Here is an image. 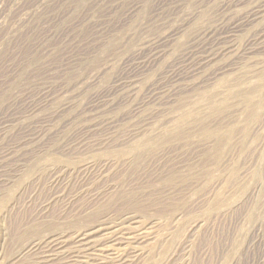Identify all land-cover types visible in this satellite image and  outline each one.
I'll list each match as a JSON object with an SVG mask.
<instances>
[{"label": "rangeland", "instance_id": "1", "mask_svg": "<svg viewBox=\"0 0 264 264\" xmlns=\"http://www.w3.org/2000/svg\"><path fill=\"white\" fill-rule=\"evenodd\" d=\"M263 42L264 0H0V264H264Z\"/></svg>", "mask_w": 264, "mask_h": 264}, {"label": "bare ground", "instance_id": "2", "mask_svg": "<svg viewBox=\"0 0 264 264\" xmlns=\"http://www.w3.org/2000/svg\"><path fill=\"white\" fill-rule=\"evenodd\" d=\"M227 43V42H226ZM264 43V42H263ZM212 45V44H211ZM199 47V46H198ZM258 49V48H257ZM264 49V48H263ZM194 51V50H193ZM194 53V52H193ZM228 54H229V52H228ZM263 54V53H262ZM257 55V54H256ZM242 57V56H241ZM222 68V67H221ZM211 77V76H210ZM209 77V78H210ZM259 88V85H254L253 87H251V88H249L248 90H246V92H245V95H246V97H247V100L250 102V104H252L253 103V99H254V97H255V95H256V93L258 92V89ZM239 94V93H238ZM240 94H241V92H240ZM253 106H260L261 105V102H258V103H256V102H254L253 104H252ZM108 165V164H107ZM90 248V247H89Z\"/></svg>", "mask_w": 264, "mask_h": 264}]
</instances>
